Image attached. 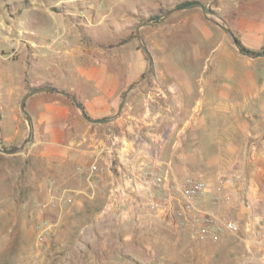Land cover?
<instances>
[{"label":"crops","instance_id":"obj_1","mask_svg":"<svg viewBox=\"0 0 264 264\" xmlns=\"http://www.w3.org/2000/svg\"><path fill=\"white\" fill-rule=\"evenodd\" d=\"M189 2L205 4L184 3ZM223 5L236 16L227 22L241 44L264 52V0H227ZM198 9L146 26L149 34L142 35L153 71L128 95L119 117L124 92L148 70L145 54L129 40L121 55L111 56L117 62L102 61L98 53L99 58L89 57L81 32L72 30L64 17L51 15L40 28L48 45L45 58L36 56L39 66L29 87L50 84L76 96L91 118L112 119L89 122L56 92L36 94L27 102L31 149L46 160L48 182L72 200L55 211L58 220L69 230L73 220L67 216L87 217L77 224L69 256L93 257L97 264L151 263L150 249L163 240L174 247L173 258L166 260L175 264H185L186 248L189 264H264V57L242 55ZM40 20L31 19L32 26ZM2 101V126H12L14 138L22 136L14 97ZM251 139L257 150L247 157ZM237 152L243 158H236ZM93 163L104 170L91 173ZM142 166L169 172L174 188L155 189L154 195L169 198L174 210L144 206L149 190L133 188L126 178ZM220 175L228 180L216 192ZM187 177L212 188L198 204L200 214L216 213L235 222L238 232L225 230L218 240L194 238L200 224L177 215Z\"/></svg>","mask_w":264,"mask_h":264},{"label":"rangeland","instance_id":"obj_2","mask_svg":"<svg viewBox=\"0 0 264 264\" xmlns=\"http://www.w3.org/2000/svg\"><path fill=\"white\" fill-rule=\"evenodd\" d=\"M57 1L0 0V116L5 112L2 109V100L6 99L8 102L13 96L24 126L22 136L15 138L12 126H2L1 140L4 148L20 147L28 136V123L26 115L20 110V103L28 89L32 88L29 84L35 80V67L39 66L36 56L45 58V45L48 44L45 38H41L40 33L41 29L46 27L48 17L62 16L68 20L67 25L72 30L80 31V43L85 46L90 58L100 57L102 61L113 62L116 60L111 56L116 53L121 55L123 46L129 40L143 52L136 36L139 24L147 20L153 21L154 15H164L190 0ZM197 1H203L205 5L217 11L218 21L227 25V21L234 22V12L223 5L227 0ZM198 10L202 12L201 9ZM33 18H41L36 27L32 26ZM207 19L225 34L219 26ZM143 32L149 34V28L144 27ZM225 36L227 37L226 34ZM227 40L236 48L228 37ZM51 42L54 44L59 40ZM7 137L11 139L6 140ZM253 141L254 139H251L247 144V157L250 155ZM31 142L26 144L22 152L16 154H6L0 150V264H97L93 257H88L87 260L69 256L71 248L68 246L75 240L77 228L80 227L77 224H82L87 217L80 221L74 216H67L65 219L73 220L70 223L73 227L69 230L65 229L67 226L63 221L58 220L60 216L56 215L55 211L62 205L69 206L72 202L54 206L48 204L49 189L56 193L62 189L55 183L48 182V164L32 151ZM235 157L241 159L243 153L237 152ZM45 222L52 228L46 233L45 241L40 242L39 234ZM166 244L163 240L157 241V245L150 249L151 263L144 264H175L172 259L166 260L173 258L175 250ZM75 252L77 254L78 250ZM184 252L185 264H189L188 249H183ZM90 253L91 251H88V254Z\"/></svg>","mask_w":264,"mask_h":264},{"label":"built area","instance_id":"obj_3","mask_svg":"<svg viewBox=\"0 0 264 264\" xmlns=\"http://www.w3.org/2000/svg\"><path fill=\"white\" fill-rule=\"evenodd\" d=\"M257 150V143L253 142L251 146V153L254 154ZM104 169L98 164L93 163L90 166L91 173H99ZM126 178L131 181L133 188H137L139 185L144 186L149 190L148 198L145 201L144 206L149 211H161V210H174L175 206L169 198H159L154 195V190L158 188H164L171 191L174 188V184L170 180V175L167 170H164L160 166L153 167H140L137 173H129ZM228 178L225 175H220L218 185L215 188L216 192H221ZM210 185L204 180L187 177L181 188L180 200L182 207L178 211L179 217H186L190 222L199 223V229L193 231L194 238L198 240H218L220 235L229 230L232 232H238L239 226L232 221L221 219L216 213H210L208 216L200 214L198 210L199 202L211 192ZM63 202H72V200L63 193H56L52 189L50 190V197L48 204L57 205ZM52 228L48 222H45L42 231L39 234V241L44 242L46 233Z\"/></svg>","mask_w":264,"mask_h":264},{"label":"water","instance_id":"obj_4","mask_svg":"<svg viewBox=\"0 0 264 264\" xmlns=\"http://www.w3.org/2000/svg\"><path fill=\"white\" fill-rule=\"evenodd\" d=\"M194 8L201 9L202 12L205 14V16L207 18H209L212 22H214L217 26H219L225 32V34L227 35V37L229 38L231 43L238 49V51L242 55L247 56V57H251V58L264 57V52L253 53V52L248 51L244 47H242L240 45V43L238 42L237 37L235 36L233 31L231 30V28L227 24L218 21L216 19V17H217L216 12L213 11L210 8V6L205 5V4L201 3V2H191V3L186 4L184 6H181V7L175 8L173 10H170L166 14L158 16L155 19V22L156 23L164 22V21L168 20L169 18H171L172 16H174V15L180 13V12H183V11L189 10V9H194ZM152 23L153 22L151 20H147V21H144L143 23L139 24L137 26V28H136L137 39H138V41L140 43L141 49L143 50V52L145 53V55H146V57L148 59V63H149L148 70L146 71V73L138 81H136L135 83L131 84L126 89V91L124 92V94L122 96L121 103L119 105L118 112H117L115 117H119V116L122 115L123 108L125 106V103H126L128 95L131 92H133L134 90H136L143 82H145L148 79V77L151 75L152 71H153L154 60H153L152 54H151L149 48L147 47V45H146V43L144 41L143 35H142V29L144 27L148 26V25H151ZM44 92H56V93H59V94L65 96V97L69 98L74 103V105L79 110V112L82 114V116L86 120H88L89 122H92V123H107V122L112 120L111 118L110 119H108V118H106V119H94V118H91L87 114L84 104L81 103L76 98V96H74L73 94H71L69 92H66L64 90H61V89H59L57 87H54V86H51V85L39 86V87L33 88L30 91H28L23 96V98L21 100V103H20V110H21L22 113H24L26 115V121H27L28 127H29L28 136H27V138L25 139V141L23 142V144L20 147L13 148V149H7V148H4L2 146V140H1L2 123H1V116H0V150L2 152L6 153V154H16L18 152H22L25 149L26 144L31 142L32 135H33V122H32V118H31L29 112L27 111V102H28L29 98H31L32 96H34L36 94H39V93H44Z\"/></svg>","mask_w":264,"mask_h":264},{"label":"trees","instance_id":"obj_5","mask_svg":"<svg viewBox=\"0 0 264 264\" xmlns=\"http://www.w3.org/2000/svg\"><path fill=\"white\" fill-rule=\"evenodd\" d=\"M190 3V2H189ZM185 4H187V3H184V4H182V5H185ZM182 5H180V6H182ZM158 17V15H154L153 16V18L154 19H156ZM237 40H238V42L240 43V45L242 46V47H244L242 44H241V42H240V40L237 38ZM245 48V47H244ZM245 49H247V48H245ZM248 51H250V52H253V51H251V50H248ZM253 53H257V52H253ZM47 85H50V84H47Z\"/></svg>","mask_w":264,"mask_h":264}]
</instances>
